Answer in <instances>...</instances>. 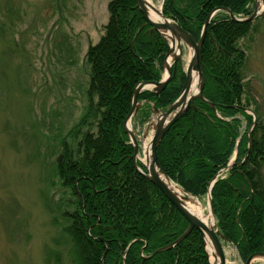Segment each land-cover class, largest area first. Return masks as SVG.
I'll return each instance as SVG.
<instances>
[{"label":"trees","instance_id":"trees-1","mask_svg":"<svg viewBox=\"0 0 264 264\" xmlns=\"http://www.w3.org/2000/svg\"><path fill=\"white\" fill-rule=\"evenodd\" d=\"M250 6L251 0H167L164 13L175 17L198 39L214 8L227 7L240 16H248L252 13ZM108 13L110 21L103 27V37L89 48L84 59L91 79L90 106L77 127L78 133L89 118L97 117L100 133L98 138L86 136L72 144L77 158L68 148L66 151L65 144L69 136L78 138L77 128H73L61 140L63 165L55 176L69 191L68 198L56 204L55 209L63 210V202L70 205L56 224L70 264H101L105 252L104 264H124L126 251V264H210L198 230H193L177 247L151 257L156 250L177 240L188 222L136 173L127 159L132 148L126 143L122 126L131 111L136 85L160 79L169 43L157 32H150L148 26L142 28L145 21L135 0H112ZM225 19L226 16L218 15L209 25L203 58L204 93L218 104L222 117L197 101V111L190 109L177 121L158 148L164 173L198 198L207 194L209 182L230 162L241 133L242 120L237 115L245 119L247 131L254 122L241 108H251L256 102L250 97L247 51L240 47V41L254 25ZM11 43L15 46L9 54L11 61L17 56H28L17 37ZM185 80L182 70V76L175 77L160 96L144 92L140 99H149L155 107L164 108L177 99ZM254 111L258 121L247 162L233 166L228 178L215 184L212 194L219 230L237 246L243 261L264 252V120L259 110ZM247 131L238 144L237 163L247 153ZM56 261L60 264L59 258Z\"/></svg>","mask_w":264,"mask_h":264},{"label":"rangeland","instance_id":"rangeland-1","mask_svg":"<svg viewBox=\"0 0 264 264\" xmlns=\"http://www.w3.org/2000/svg\"><path fill=\"white\" fill-rule=\"evenodd\" d=\"M110 1L0 0V264H57V258L60 264H70L56 225L70 205L63 202V210L55 209L69 191L55 176L63 165L61 140L80 126L90 106L91 79L84 59L109 24ZM152 1L159 7L164 2ZM251 24L254 29L240 47L247 51V80L256 102L251 109L259 110L264 120V12ZM16 37L29 57L24 54L11 61L9 54L15 48L11 41ZM187 60L184 53L185 70ZM149 107L142 103L153 119ZM237 118L242 120L243 134L245 119L239 114ZM143 121L134 117L131 122L141 144L146 135L153 136L152 124L141 125ZM99 133L97 117L89 118L78 138L66 139V151L77 157L72 144L86 136L98 138ZM75 198L73 194L72 202ZM198 201L209 213L207 197ZM225 247H232V264H245L232 245ZM252 264L264 260L257 258Z\"/></svg>","mask_w":264,"mask_h":264},{"label":"bare ground","instance_id":"bare-ground-1","mask_svg":"<svg viewBox=\"0 0 264 264\" xmlns=\"http://www.w3.org/2000/svg\"><path fill=\"white\" fill-rule=\"evenodd\" d=\"M147 3H149L152 7V9H150L149 11V15H150V18L154 21V22H158V23H161V22H164V21H167L166 18H164L163 16L167 17L169 20L177 23L179 26H181L179 23H178V20L175 18V17H172V16H169L167 14L164 13L165 11V7H166V2L167 0H165L162 4L161 7L159 6H156L155 3L152 1V0H145ZM136 2V0H135ZM137 4V3H136ZM161 11L163 13V16L161 15ZM142 14V13H141ZM218 15H222V16H226L227 19H225L226 21H232V22H235V23H240L239 21H237V18L240 16L236 13H234L230 8H227V7H216L214 8L207 16L206 18V21L201 29V32H200V35H199V38L196 39L192 33H190L189 31L185 30L182 26V28L187 32L189 33L193 38L194 40L198 43L202 36H203V33H204V27L205 25L207 24V29H206V32H205V37H204V42L202 44V48H201V56L202 58H204V47H205V41H206V36H207V31H208V27L209 25L213 22V20L218 16ZM143 16V14H142ZM143 19L145 21V24L142 25V28L145 27V26H148L149 27V31L150 32H154L155 30H153V28L151 27V25H149L147 23V21L145 20L144 16H143ZM156 32V31H155ZM174 50L173 52L171 53V46L168 44V52L165 54L164 56V59H163V63H162V68H161V75H160V79L159 80H151V81H141L139 82L136 87L134 88V91H133V95H132V100H131V109L133 108V104H134V96H135V92H136V89L141 86L142 84H146V86L143 88L144 90H142L138 96H137V103H151V100L149 99H140V96L141 94H143L144 92H150L156 96H160L162 94V92H164L167 87L173 82V80L175 79V77L177 78H180L182 76V70L185 74V77H186V74H187V70H188V67H189V62H190V59H191V56H192V48L190 46H188L185 41H183L182 43V51L180 52L179 51V48L177 47V45L175 47H173ZM189 52V54L187 53ZM184 53L188 56V60H187V69L185 70L183 68V55ZM181 55L182 58L176 60L174 58V56H178V55ZM170 79L168 85L160 92L157 91V86L156 84H159V83H162V82H165L166 80ZM198 84H199V77H198V74L196 72L193 73V78H192V86H191V90H190V94L189 95H193V94H196L198 92ZM205 85H206V80L204 79V89H205ZM204 89H203V96L205 97V99L208 101H204L202 99H196L194 100L193 103H191L187 109V111L185 112V114L182 116V118L188 113V111L190 109H192L193 111H197V107H196V102L199 101V103H204L206 105H208L212 110L213 112L216 114L217 117H222L220 111L218 110V104L212 102L204 93ZM183 91V89H182ZM182 93V92H181ZM170 105L164 107V108H158L156 107L158 110L160 111H166L168 108H169ZM243 109H248V108H244V107H241ZM251 109V108H249ZM253 110V109H251ZM254 111V110H253ZM128 116V115H127ZM127 116L125 118V120L123 121V126H122V131L123 133L125 134L126 136V143L132 148V154L128 156V160L132 162L133 166H134V169L136 171V173H138L141 177H143L144 179H146L151 185H153L156 190L158 191V193H160L164 198H166L171 204L172 206L180 213V211L177 209V207L169 200V198H167L164 193L147 177V176H150V171H149V168L151 167V162H152V157H151V137L149 136H145L142 143L140 141H137V145H138V153H137V156L135 158V145L134 143L130 140L128 134L126 133L125 131V128H124V125H125V122H126V119H127ZM159 117H157V115L154 116V120L152 121V124L154 125L157 120H158ZM182 118H180L179 120H181ZM227 120H230V119H227ZM132 118L128 121V128L132 130ZM257 123L253 122V125L251 126V128L247 131V124H246V128H244V132L243 134L240 133V136L238 137L237 141H236V145H235V149L233 151V154L232 156L230 157V162L233 161L234 164L233 166L237 165V166H243V161L244 160H247V158L249 157L250 155V151L252 149V132L254 131L255 127H256ZM247 131V135H248V145H247V153L246 155L244 156L242 162L240 163H237V155H238V144L240 143L241 139H242V136L244 135V133ZM151 134V132L149 133ZM152 135V134H151ZM164 139V138H163ZM162 139V141H163ZM161 141V142H162ZM161 145V143L159 144V146ZM158 146V148H159ZM158 151V149H157ZM143 163H145L146 165H144ZM232 163V162H231ZM232 166V168H233ZM158 168L156 166V172H158ZM228 175L229 173L226 175L223 173V170L221 169L215 176L214 178L209 182V186L207 188V194H205L204 196H202L201 198H199L200 200H203L204 198H206V195H210L211 198L213 199V188L215 186V184L220 181V180H224L226 178H228ZM160 177L168 184V186L170 187V189L176 194V196H178V198L182 201V204L184 205V207L190 211V213H192L195 217H197L204 225L206 228H208L209 230L213 229L215 227V219L213 217V215L209 212L206 213V211L202 210V208L200 207L201 204L198 200L192 198V197H186L185 196V193L182 191V187H180L178 184H176L175 182L171 181L169 182L163 175L160 174ZM181 214V213H180ZM181 216L184 218V216L181 214ZM185 219V218H184ZM186 220V219H185ZM187 221V220H186ZM188 222V221H187ZM189 222H188V227L187 229L189 228ZM187 229L185 230V232L187 231ZM90 231V230H89ZM184 232V233H185ZM183 233V234H184ZM192 233V232H191ZM190 233V234H191ZM221 233V232H220ZM182 234V235H183ZM222 234V233H221ZM181 235V236H182ZM223 235V234H222ZM180 236V237H181ZM190 236V235H189ZM188 236V237H189ZM224 236V235H223ZM179 237V238H180ZM187 237V238H188ZM225 237V236H224ZM178 238V239H179ZM186 238V239H187ZM177 239V240H178ZM185 239V240H186ZM177 240H175L174 242H172L171 244L165 246V247H162L158 250H156L151 257H153L154 255H156L157 253H160V252H164V251H167V250H170V249H173L175 247H177L178 245H180L181 243L179 244H175L173 245V247L169 248V246H171L172 244H174ZM184 240V241H185ZM183 241V242H184ZM206 242H207V250H208V253H209V257H210V261L212 264H218L219 263V258L217 256V253L215 252V249H214V246L209 238V236L206 234ZM232 246L237 250V253H238V248L236 245L232 244ZM167 248V249H165ZM232 248V247H231ZM231 248H226L225 247V254H226V259H227V264H232V262H230V256L232 255V251H231ZM160 250V251H159ZM127 252H125L124 254V264H126V255H127ZM106 253L103 255L102 257V260H101V264H104V261H105V257H106ZM239 254V253H238ZM255 254V253H254ZM254 254H252L245 262H247ZM257 261L256 258H254L251 263Z\"/></svg>","mask_w":264,"mask_h":264},{"label":"water","instance_id":"water-1","mask_svg":"<svg viewBox=\"0 0 264 264\" xmlns=\"http://www.w3.org/2000/svg\"><path fill=\"white\" fill-rule=\"evenodd\" d=\"M137 3V8L141 11L143 14L145 20L153 30L157 31L163 38H165L167 41H169L170 46L172 48L171 53L173 52L174 48L176 45L179 48V51H182V43L185 41V43L190 46L193 50L192 56L189 62V67L187 70L186 74V82L183 87V91L180 94L179 98L167 109V111L161 113L160 110L155 109L154 112L156 115H159V118L157 122L153 125L154 128V136L153 139L151 140V157H152V162L151 167L149 168L150 171V176H147L163 193L164 195L169 198V200L177 207V209L180 211V213L184 216V218L189 222V228L187 231L169 248L173 247L175 244H179L183 242L189 235L190 233L194 230L197 229L198 231L201 232L203 236V240L205 245H207L206 242V234L209 236L215 252L217 253V256L219 258V263L218 264H226V256L224 252V247H223V242L226 241V238L218 232L217 230V224L215 223V227L211 230L205 227V225L197 218L195 217L190 211H188L184 205L182 204V201L176 196V194L170 189L168 184L160 177V174L163 175L169 182H171V179L160 169L159 161H158V155H157V149L159 144L161 143L163 137L165 134L169 131L171 126L177 122L182 116L185 114L187 111L189 105L194 102L196 99H202L206 102H208L205 97L203 96V89H204V75L202 71L203 67V58L201 56V48L202 44L204 42V37H205V32L207 29V24L204 27V33L201 38V40L197 43L194 38L187 33L181 26H179L177 23L169 20L167 17L163 16V13L161 12V15L167 19V21L158 23L154 22L149 15L150 9H152L151 5L147 3L145 0H136ZM264 3V2H263ZM259 9V0H256V9L253 13V15L248 18L245 21H252L255 18H257L260 13H258ZM241 21V20H237ZM176 60L182 58L181 55L179 54L178 56H174ZM196 72L199 77V84H198V92L193 95L190 94L191 86H192V78H193V73ZM170 79L166 80L165 82L156 84L157 86V91L160 92L162 91L169 83ZM146 86V84H142L136 89L135 96H134V104L131 112L127 116L124 128L126 133L128 134L129 138L135 145V158L138 153V145H137V138L132 132L131 129L128 128V121L134 117L137 113V111L140 109V105L137 103V96L138 94L144 90L143 88ZM247 110V109H246ZM250 114L254 115V122L256 123V115L250 111L247 110ZM156 166L158 168V172H156ZM183 191V190H182ZM185 193V191H183ZM188 195V194H187ZM209 201V208H210V213L213 215L214 219V213L212 209V198L209 195L208 196ZM216 221V219H215ZM167 249V248H165ZM160 251V250H159ZM254 258H261L264 260V253H256L254 254L246 264H250L251 261Z\"/></svg>","mask_w":264,"mask_h":264}]
</instances>
